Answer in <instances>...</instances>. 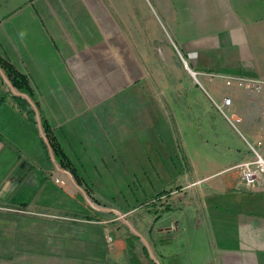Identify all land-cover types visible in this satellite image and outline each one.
Masks as SVG:
<instances>
[{
  "label": "crops",
  "instance_id": "0c3cea01",
  "mask_svg": "<svg viewBox=\"0 0 264 264\" xmlns=\"http://www.w3.org/2000/svg\"><path fill=\"white\" fill-rule=\"evenodd\" d=\"M120 5L108 8L117 16L119 41L127 43L115 66L112 46L98 50V19L88 0H0V55L28 77L35 101L24 98L36 112L35 123L19 114L7 95L15 93L0 84V243L31 250L30 260L128 264L125 238L112 234V247L107 241L118 214L103 208L136 214L141 231L149 224L147 234L163 257L161 240L178 243L191 226H202L208 247L221 254L219 264H264V190L244 189L236 167L248 157V143L262 137L264 95L208 80L201 87L191 74L264 77V0ZM150 40L160 46L151 63L145 45L133 44ZM162 68L175 80L151 76ZM226 95L232 97L228 113L242 119L243 141L215 131L210 142L203 134L212 112L207 96ZM41 113L90 196L74 176L83 195L51 179L59 164L43 137ZM165 216L169 225L157 228Z\"/></svg>",
  "mask_w": 264,
  "mask_h": 264
},
{
  "label": "rangeland",
  "instance_id": "374dc122",
  "mask_svg": "<svg viewBox=\"0 0 264 264\" xmlns=\"http://www.w3.org/2000/svg\"><path fill=\"white\" fill-rule=\"evenodd\" d=\"M69 1L70 0H62L63 3H68ZM122 1H127V0H88V2L91 3L95 7L93 12L96 15V18L98 19L97 21L94 20V23H93V26H97L98 32L100 33V36L98 35L95 38L97 41L98 50L99 51L102 50V53H103L106 51V49L109 51V48L111 49V46H112L115 66H118V65L121 66V62L123 60L122 55H123V53H126L125 52L126 51V46H125L126 42L124 40H123L124 43H121V41H119V40L123 39V36L120 35L121 32H120V27H119L118 21H117V16L112 15L111 14L112 11H109L108 8H110V6L120 8L122 6V5H120L122 3ZM130 1H134V0H130ZM147 1H152V0H147ZM114 11L117 13L120 12L118 8L114 9ZM131 27H132V25H131ZM137 27H138L137 23L132 27V29L135 31V33H137V29H138ZM104 30H105V32H104ZM106 32H107V34H109V33L112 34V32H113V34H112L113 37H111L109 34L107 41L105 38L102 39L103 34H105ZM135 33L133 32V34H135ZM134 37H138V36L134 35ZM133 44L135 46L136 45H145V50H143V54L149 58V59H147L149 63H151V61L157 59L155 54L160 53L159 52L160 46L155 41L152 42L150 40V41H147L146 43L135 41V43H133ZM169 49L170 48H167V50H169ZM172 49H174V48H172ZM163 50H165L164 47H163ZM99 55H100V52H99ZM154 56H155V58H154ZM152 66H154V64H152ZM160 75L162 76L163 80H167V81L168 80H171V81L175 80V76L172 75L170 77V75L167 73L166 68H162L161 74L151 75V76L158 78V76H160ZM163 77L166 79H164ZM150 79L153 80V78H150ZM189 80H192V79L189 78ZM207 100L211 106L212 112L210 114L209 126L203 132L204 136L206 137V140H209L210 142H212V140L215 138H212L211 134L212 133L214 134L215 131H217L218 134H219V132H221L222 134L224 133V135L226 133L227 135H235L238 137L239 134L232 132V130L229 129L228 126L224 123L223 118L218 113V111L216 110V108L214 107V105L212 104V102L208 96H207ZM198 126L200 128H202L203 123H198ZM239 139H240V141H243L241 138H239ZM242 143H244V142H242ZM74 181H75V179H74ZM73 184L77 187L78 193L77 192H75V193L77 195H83L80 187L74 182H73ZM85 196L87 197V195H85ZM87 201H85V199L83 197L84 205L86 204L85 206L89 210H92L90 208L91 207L90 204H92V202L89 200V197H87ZM116 217H117L118 221L116 223H114L115 227L113 229V233H111V232L109 233V234H111V235H109L110 237L113 238V235L119 236V237H124L125 241H126L127 237L130 234L131 235H133V234L131 233L129 227L127 226V224L125 222L128 221L131 225H133V223H135L137 225H133V227L141 235H143L145 237L146 241L149 243V245L151 247V251H153V253L158 258L160 263L161 264L166 263L165 262L166 260L164 261L162 259L163 257L159 255L160 252L158 254V251L155 248L157 244H155V241L150 239V236L147 234V231H148L147 228L149 227V224H146V225H144V227H142V230L144 231L143 232L140 229L141 227L138 225V221L136 219L137 218L136 214L132 217L129 215L126 217H121L119 215H116ZM167 218L168 217L165 216L164 218L160 219L158 221V223L156 224V227L157 228H160V227L166 228L169 225V220ZM132 221H133V223H132ZM97 236L99 237L100 240L103 237V229L100 227H99V229H97ZM19 240H21L22 242L25 243V241L27 239H26V237L21 236V238L19 237ZM29 240H30V238H29ZM4 241H5V239L2 240V243H0V264H63V263H57L51 257H44V258L40 259V258H36L39 256H32V258H34V259L30 260L31 253H32L31 250H26V249H24V250H22V249L12 250L9 247L10 244L8 242L3 243ZM134 245H135V250L138 253V256L140 257L142 262L145 264H150L152 258L150 255H149V257H147L145 255V253L143 252V247H145V246H144L143 242L140 240V238L134 242ZM208 245H209V238H208V233L206 232L205 228L202 226H200L198 228H196L195 226H191L188 229V232L184 233L182 239L178 243L173 242V243L166 244L162 248L160 247V250L164 255H167L166 256L167 258L165 257L166 259H168V256L172 257L175 255H178L180 257L182 264H219L220 256H221L220 252H218L217 250H213V249L209 248ZM21 246L23 247L24 244H22ZM34 252H37V251H34ZM34 255H36V254H34ZM118 264H127V263H126V261H123V262L120 261Z\"/></svg>",
  "mask_w": 264,
  "mask_h": 264
},
{
  "label": "built area",
  "instance_id": "2783aa9c",
  "mask_svg": "<svg viewBox=\"0 0 264 264\" xmlns=\"http://www.w3.org/2000/svg\"><path fill=\"white\" fill-rule=\"evenodd\" d=\"M191 74L198 85L202 87V81L208 80L210 82H220L224 84L229 90L236 92L244 91L249 94L258 96L264 95V77H244L237 75H228L220 73H208V72H195L191 71ZM211 102L223 118L224 123L235 133L242 136L240 131V124L242 122L241 117L228 113V110L232 106V97L226 95L221 101H216L211 98ZM262 119L264 120V112L262 113ZM262 137L255 144L248 143V157L237 164V168L240 170L239 184L245 187L249 192H258L264 190V126L261 129ZM64 178L70 180L73 183V175L70 171L64 169L60 165L56 166V169L51 173V179L60 185L63 189H67L64 185ZM190 185L191 186H194ZM177 191H171V194H176ZM168 197V196H167ZM163 196L164 199L167 198ZM123 217H126L122 214ZM110 247L114 245L112 237L107 238Z\"/></svg>",
  "mask_w": 264,
  "mask_h": 264
},
{
  "label": "trees",
  "instance_id": "16d2710c",
  "mask_svg": "<svg viewBox=\"0 0 264 264\" xmlns=\"http://www.w3.org/2000/svg\"><path fill=\"white\" fill-rule=\"evenodd\" d=\"M0 69L4 73V75L8 78L10 84L15 88L19 93L24 94L28 97H30L33 101H35L34 91L31 86V83L26 75L21 73L14 65H12L8 60L3 58L0 55ZM0 84L8 85L4 79V77L1 75L0 72ZM7 95H9V99L12 102L13 107L17 108L19 111V114L24 116L26 119L32 122H36V112L31 106V104L24 98V96L15 95L11 92H7ZM36 103V102H35ZM41 125L43 128V132L48 139V142L51 146L54 158L56 162L63 167L64 169L70 171L78 185L86 192L87 195L90 196V192L88 189V186L86 185V182L80 173V171L75 167V165L68 159L64 149L62 146L58 143L56 137L52 134L51 127L48 123V121L44 118V116L41 113ZM166 194L165 192L156 195L154 198L148 201V204L152 203V201L157 200L160 198L161 195ZM154 203V202H153ZM145 206V205H144ZM151 206H154V204ZM175 209L174 207H166L165 210L170 211ZM157 213V211H156ZM139 238L134 235H129L126 239L127 242V260L128 264H145L142 262L140 257L138 256V253L135 250L134 242L138 240ZM162 244H168V241L161 240ZM143 252L147 257H149V252L146 247H143ZM161 256V255H160ZM163 257V256H162ZM166 263L165 264H182L180 257L178 255L168 257L166 259L165 257L162 258ZM150 264H155L154 261L151 260Z\"/></svg>",
  "mask_w": 264,
  "mask_h": 264
},
{
  "label": "water",
  "instance_id": "95a60500",
  "mask_svg": "<svg viewBox=\"0 0 264 264\" xmlns=\"http://www.w3.org/2000/svg\"><path fill=\"white\" fill-rule=\"evenodd\" d=\"M0 72H1V75L4 77L5 81L9 84V86L11 87L12 91L15 93V94H18V95H22L24 96L26 99H28V101L33 105V102L31 101V99L24 95V94H21L19 93L15 88H13V86L10 84L8 78L4 75V73L1 71L0 69ZM43 137L46 139L45 135H43ZM52 152V150H51ZM245 189V187H243ZM82 192H84L82 190ZM85 193V192H84ZM100 210H107V211H110V212H114L116 214H118L119 216L123 217L122 216V213L119 212L118 210H115V209H103V208H98ZM127 224V226L129 227L131 233L134 235V236H137L140 238V240L143 242L144 246L147 248L148 252H149V255L151 256L152 260L154 261L155 264H161L160 261L158 260V258L155 256V254L153 253V251H151V247L149 245V243L146 241L145 237L143 235H141L134 227L133 225H131L128 221L125 222Z\"/></svg>",
  "mask_w": 264,
  "mask_h": 264
},
{
  "label": "bare ground",
  "instance_id": "6f19581e",
  "mask_svg": "<svg viewBox=\"0 0 264 264\" xmlns=\"http://www.w3.org/2000/svg\"><path fill=\"white\" fill-rule=\"evenodd\" d=\"M64 185L66 186L67 190L70 191L71 193L74 191L77 192V189L74 188L72 182L70 180H67L66 178H64Z\"/></svg>",
  "mask_w": 264,
  "mask_h": 264
}]
</instances>
